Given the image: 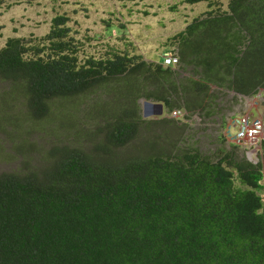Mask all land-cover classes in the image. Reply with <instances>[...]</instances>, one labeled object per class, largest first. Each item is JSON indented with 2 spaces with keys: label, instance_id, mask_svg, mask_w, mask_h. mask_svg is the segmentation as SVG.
I'll return each instance as SVG.
<instances>
[{
  "label": "trees",
  "instance_id": "16d2710c",
  "mask_svg": "<svg viewBox=\"0 0 264 264\" xmlns=\"http://www.w3.org/2000/svg\"><path fill=\"white\" fill-rule=\"evenodd\" d=\"M202 1L211 9L168 40L174 67L114 49L80 60L62 15L40 39H7L0 85L31 121L68 103L75 120L41 165L0 173V264H264V141L252 163L142 116L161 103L223 129L238 98L264 106V0H183Z\"/></svg>",
  "mask_w": 264,
  "mask_h": 264
},
{
  "label": "rangeland",
  "instance_id": "374dc122",
  "mask_svg": "<svg viewBox=\"0 0 264 264\" xmlns=\"http://www.w3.org/2000/svg\"><path fill=\"white\" fill-rule=\"evenodd\" d=\"M227 2L215 0L220 10L226 9ZM210 9L205 1L187 4L183 0H0V50L9 38L44 37L52 19L62 15L68 18L70 34L79 44L80 60L101 58L114 49L133 51L146 61L174 67L165 64V56L171 55L167 47L169 38ZM23 102L7 86L0 85V173L18 172L24 163L41 165L49 147L62 141L63 134L70 131L65 125L70 119L75 120L68 103L67 108L61 107L46 122L31 121ZM229 106L223 129L219 119L203 124L197 118L184 120L182 113L177 119L183 122L179 127L183 130L184 144L209 153L221 146V140L226 149L236 147L240 155L256 163L254 149L234 146L228 134L233 133L232 120L243 115L250 114L264 126L262 98L259 95L238 98ZM166 117L170 118L164 111L162 117L146 120ZM259 194L264 199V190Z\"/></svg>",
  "mask_w": 264,
  "mask_h": 264
},
{
  "label": "built area",
  "instance_id": "2783aa9c",
  "mask_svg": "<svg viewBox=\"0 0 264 264\" xmlns=\"http://www.w3.org/2000/svg\"><path fill=\"white\" fill-rule=\"evenodd\" d=\"M171 57L169 55L165 56V64L171 65L176 63V60ZM177 113L180 114L179 112ZM173 115H176L175 112ZM230 127L233 128V133L229 134H235L236 137L238 136L240 140L247 141L251 146H256L258 143L260 144L264 141L263 124L258 119H252L250 114L237 118L233 124H230Z\"/></svg>",
  "mask_w": 264,
  "mask_h": 264
},
{
  "label": "bare ground",
  "instance_id": "6f19581e",
  "mask_svg": "<svg viewBox=\"0 0 264 264\" xmlns=\"http://www.w3.org/2000/svg\"><path fill=\"white\" fill-rule=\"evenodd\" d=\"M169 55V54H168ZM169 56H172V55H169ZM172 59L174 58L175 60H176V58L174 57V56H172L171 57ZM176 63H177V60H176ZM176 63L174 64V66L176 65ZM257 95H259L260 96V94H257ZM256 95V96H257ZM261 97V96H260ZM175 112V114L176 115H173V113ZM174 112H172L170 115H169V117L170 118H172V119H177V118H180L181 116H182V113L183 112H181V111H174ZM177 112H179L180 114H178ZM184 114V113H183ZM178 116V117H177ZM252 119H256V118H253V117H251ZM237 118H235V119H233L232 120V124H233V122H235V120H236ZM262 123V122H261ZM233 126V125H232ZM264 127V126H263ZM228 136H229V138H230V141H231V143L234 145V146H238V147H240V146H245V147H249V148H253L254 149V151L256 152V155H257V152H258V149H259V145L261 144H257L256 146H251L250 145V143H248L247 141H243L242 139L240 140L239 138H238V136L236 137V135L234 134V135H230V134H228ZM225 138V137H224ZM226 140V139H225ZM232 145V146H233ZM260 151V150H259ZM254 152V153H255ZM259 153V152H258Z\"/></svg>",
  "mask_w": 264,
  "mask_h": 264
},
{
  "label": "water",
  "instance_id": "95a60500",
  "mask_svg": "<svg viewBox=\"0 0 264 264\" xmlns=\"http://www.w3.org/2000/svg\"><path fill=\"white\" fill-rule=\"evenodd\" d=\"M164 111V106L161 103H142V116L144 119H150L152 117H162Z\"/></svg>",
  "mask_w": 264,
  "mask_h": 264
}]
</instances>
